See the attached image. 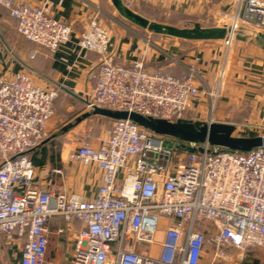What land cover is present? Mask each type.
Listing matches in <instances>:
<instances>
[{
  "label": "built area",
  "instance_id": "built-area-1",
  "mask_svg": "<svg viewBox=\"0 0 264 264\" xmlns=\"http://www.w3.org/2000/svg\"><path fill=\"white\" fill-rule=\"evenodd\" d=\"M123 5L131 9L132 2ZM0 6L16 21L18 33L42 48L54 52L73 40V25L50 16L45 6L19 0H0ZM230 20L224 27L233 33L264 34V0H239ZM77 45L102 56L96 88L86 101L89 112L106 108L201 122L189 112L208 100L205 123H219L220 85H209L196 67H186L179 79L149 70L144 57L117 64L111 34L96 18ZM57 96L58 90L42 87L26 71L0 74V244L6 258L18 241L20 264H214L264 249V147L233 152L115 120L97 144L89 142L88 132L68 154L69 161L102 173L96 195L87 199L63 184L37 181L30 155L47 138ZM58 220L72 251L49 261L51 224Z\"/></svg>",
  "mask_w": 264,
  "mask_h": 264
},
{
  "label": "crops",
  "instance_id": "crops-1",
  "mask_svg": "<svg viewBox=\"0 0 264 264\" xmlns=\"http://www.w3.org/2000/svg\"><path fill=\"white\" fill-rule=\"evenodd\" d=\"M19 1L45 6L50 16L74 28L73 40L53 52L22 37L9 11L0 6V74L8 77L26 71L37 84L59 92L54 102V115L47 127V138L30 155L39 183L51 180L63 184L68 191L92 199L102 180L97 167L81 166L68 159V154L80 145L88 132L92 133L89 142L97 144V138H105L110 130L107 128L109 118L100 115L82 118L89 112L87 97L96 88L95 76L102 61L100 54L82 50L77 45L81 32L93 18L109 30L110 49L117 64L130 65L144 57L148 69H158L176 78H183L185 68L194 66L211 86H215L219 73L225 69V87L216 102L215 120L233 125L236 137H264V46L253 38L236 40L227 46L226 39L189 41L158 35L128 22L119 14L113 0ZM131 2V10L149 20L171 24L172 19L179 17L178 24L193 22V27L201 28H205L204 20L206 24L217 19L230 20L239 6V0ZM147 41L151 44L148 48ZM209 105L208 100L195 105L189 112L190 118L208 122ZM63 226L61 220L51 224L49 261L70 256L72 249L65 236L59 233ZM17 245V251L8 259L0 244L3 264H20L23 243L18 241ZM214 264H264V249H251L243 259Z\"/></svg>",
  "mask_w": 264,
  "mask_h": 264
},
{
  "label": "water",
  "instance_id": "water-1",
  "mask_svg": "<svg viewBox=\"0 0 264 264\" xmlns=\"http://www.w3.org/2000/svg\"><path fill=\"white\" fill-rule=\"evenodd\" d=\"M119 14L125 17L135 26L146 29L158 35H167L182 40L189 41H211L218 39H228L234 35L236 40H246L253 38L264 46V34L254 31L238 30L232 32L225 27L201 28H182L149 20L140 14L132 11L121 3L120 0H113ZM94 115L104 116L113 121L130 120L140 127L154 132L157 135H163L178 139L184 142L205 143L217 146L233 152L248 153L254 149L264 147V137L242 138L234 136L235 127L226 123L207 124L203 122H192L181 120L170 122L167 120L154 119L142 116L136 113L126 111H116L106 108H95L88 112L82 118H88Z\"/></svg>",
  "mask_w": 264,
  "mask_h": 264
},
{
  "label": "rangeland",
  "instance_id": "rangeland-1",
  "mask_svg": "<svg viewBox=\"0 0 264 264\" xmlns=\"http://www.w3.org/2000/svg\"><path fill=\"white\" fill-rule=\"evenodd\" d=\"M233 16V14H231V17ZM231 19V18H230ZM126 20V19H125ZM128 22H129V20H127ZM204 21H206L207 22V20H204ZM203 21V23H205L204 25H203V27H205V28H210L211 27V25H213V26H215V27H224V25L225 24H232V20H220V19H217V21L215 22V21H212V22H210V23H212V24H210V23H208V24H206V22H204ZM126 22V21H125ZM131 23V22H130ZM175 23V22H174ZM133 24V23H132ZM193 22H185V21H182L180 24H178V25H180V27H187V28H192L193 27ZM234 41H233V43H235V41H236V38L235 39H233ZM197 44H199V43H197ZM201 44V43H200ZM227 60H228V58H227ZM226 70L225 69H223L220 73H219V76L217 77V79H216V82H215V85H220V93H222V90H223V88L225 87V74H226ZM107 120V119H106ZM108 122V125H107V128H111V126H112V123H113V120H108L107 121ZM108 131V130H107ZM107 133V132H106Z\"/></svg>",
  "mask_w": 264,
  "mask_h": 264
},
{
  "label": "trees",
  "instance_id": "trees-1",
  "mask_svg": "<svg viewBox=\"0 0 264 264\" xmlns=\"http://www.w3.org/2000/svg\"><path fill=\"white\" fill-rule=\"evenodd\" d=\"M178 19H180L179 17H177L176 19H172L171 20V24H168V25H171V26H176V27H179L178 26ZM175 22V23H174ZM149 70H158V69H149ZM165 74V73H163ZM166 75H170V74H166ZM173 76V75H172ZM184 78V77H183ZM179 79H182V78H179ZM58 95H59V92H58ZM58 97V96H57ZM223 150H226V149H223Z\"/></svg>",
  "mask_w": 264,
  "mask_h": 264
}]
</instances>
